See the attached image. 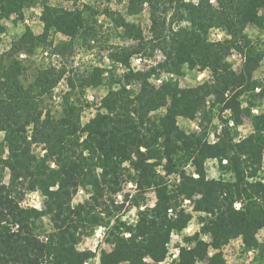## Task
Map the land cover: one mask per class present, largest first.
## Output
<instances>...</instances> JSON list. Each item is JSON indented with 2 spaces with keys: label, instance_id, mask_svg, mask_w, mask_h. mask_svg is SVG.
I'll return each instance as SVG.
<instances>
[{
  "label": "trees",
  "instance_id": "1",
  "mask_svg": "<svg viewBox=\"0 0 264 264\" xmlns=\"http://www.w3.org/2000/svg\"><path fill=\"white\" fill-rule=\"evenodd\" d=\"M73 1L74 8H64L45 0L42 32L26 26L9 50H0V264H85L94 253L78 244L113 220L108 239L114 249L104 251L100 264H158L169 253L173 233L193 219L187 199L201 214L200 229L184 238L187 244L180 245L173 264H227L222 248L239 236L244 251L264 260V243L256 236L264 228V112L253 114L251 108L264 98V83L255 77L262 54L251 49L246 32L249 25L264 28V0H128L129 15L148 9L149 35L105 7L103 14L123 37L136 41L109 55L127 68L122 78L108 68L70 74L66 65L51 64L36 67L25 82L29 66L22 54L31 57L49 46L61 54L77 37L93 34L91 20L98 9ZM32 3L0 0V46L5 20L13 15L23 20ZM215 28L226 37L212 39ZM56 34L63 39L56 41ZM232 50L246 53L239 70L229 61ZM155 51L161 53L155 65L131 66L135 54ZM186 66L209 70L210 79L182 85L175 76ZM164 72L169 75L160 84L152 81ZM62 81L66 88L58 93ZM101 85L108 91L95 115L83 122L90 104L85 92ZM247 96L250 106L244 108ZM179 116L200 117L202 129L183 130ZM245 116L253 131L239 137ZM214 117L221 129L210 140L204 122ZM35 146L44 152L37 153ZM209 159L219 162L218 178L208 176ZM128 183L134 192L119 201ZM80 189L88 198L74 204ZM34 191L44 196V208L25 204ZM150 191L153 205L147 201ZM129 206L138 209L134 223L121 219Z\"/></svg>",
  "mask_w": 264,
  "mask_h": 264
},
{
  "label": "rangeland",
  "instance_id": "2",
  "mask_svg": "<svg viewBox=\"0 0 264 264\" xmlns=\"http://www.w3.org/2000/svg\"><path fill=\"white\" fill-rule=\"evenodd\" d=\"M45 0H34L30 6H27L24 9V19L19 20L16 19V15H13L10 19L5 20L6 30L2 33V41L0 50L7 51L11 47V42L18 38L21 33L25 30L26 26L31 27L34 32L40 33L43 30V23L41 21V14L43 9V3ZM88 1L92 5L96 6L98 9L97 15L94 16V20H91V23L94 28V32L91 35L84 34L83 36H79L74 39V43L69 50H66L64 53L55 54L50 49L52 47L49 46V49L40 48L36 51V53L28 57L25 54L21 55L22 59L27 61L29 66L27 74L24 76L25 82H29L32 79L33 71L36 67L46 66V65H66L70 74L73 72H83L90 67H101L113 69L114 75L119 79L124 76L127 72V68L122 64H114L109 55L113 52L121 50L123 47H130L136 44L135 40L126 39L123 37L121 30H117L110 18L106 17L103 14L105 7H111L114 10L120 11V13L124 14L125 17L131 21L140 25L145 30V34L149 35L150 31V18L149 11L145 9L138 15H129L127 12V4L128 0H79L77 3L81 4V2ZM50 5L56 7H64V8H74L75 3L73 0H48ZM246 32L249 38L252 41L253 47L252 50L259 52L262 54V63L261 67L255 72V77L262 83H264V28H257L255 25H249L246 29ZM226 37V34L221 29H213L211 38L215 40H222ZM56 41L63 39V36L60 34L54 35ZM55 41V42H56ZM250 49L246 50V53ZM145 51V50H143ZM143 53V52H142ZM146 53V52H145ZM246 53H241L238 50H232L229 55V61L232 63L235 70L241 69L245 59ZM161 58V53L159 51H155L153 56H149L146 54H135L131 61V66L137 69L147 68L151 65H155L158 60ZM200 66L192 69L189 67L184 68V72L181 75H176L175 78L182 85H197L203 83L210 79V71L207 69L200 70ZM109 70L105 72L104 75H108ZM168 73H163L160 78L153 77L152 81L156 84L161 83V79L167 77ZM134 87H137V84L132 83ZM66 83L62 81V83L56 88L58 93L65 90ZM108 91V87L105 85H101L97 88H88L85 92V98L90 101L88 107L82 112V120L86 122L88 119L93 117L96 113V107L101 97ZM250 98L244 97L242 99V105L244 108H248L250 106ZM85 101V100H84ZM252 113L258 114L264 112V98L257 101V104L252 106ZM217 113L218 110H214ZM165 108L160 109L157 113H164ZM226 116H229V112L225 113ZM200 117L195 119H191L185 116L178 117L179 126L187 131H200L202 128L200 126ZM205 127L208 131V137L210 140H214V133L220 131L221 122L218 117H214L213 120L208 123V121L204 122ZM253 131L252 121L249 117L244 118V123L239 127V137L248 135ZM3 133V132H0ZM4 134V133H3ZM4 135L0 136V146L3 144ZM35 151L37 153L42 154L44 151L42 146H35ZM208 176L210 178H218L221 175V169L219 166V162L216 159H209L206 163ZM188 172H193V168L188 165ZM10 174L9 170L5 172V181L9 182ZM135 186L133 183H128L124 186L123 192H121L117 199L119 201L123 200L126 193H133ZM88 198V194L83 189H80L78 194L74 198V204L78 202L85 201ZM44 196L40 191H34L28 193L25 204L36 206L39 204V208H44ZM147 201L150 205L155 203V193L150 191L147 194ZM185 206L187 211L193 214V219L191 220L189 226L185 228L181 232H174L171 237V241L169 243L170 249L175 251L176 248H180V245H186L185 237L188 235H193L195 232L200 229V220L199 216L201 215L199 212L193 210V203L190 200L185 201ZM138 209L136 207L129 206L125 211L121 213V219L126 221L127 223H134L137 219ZM46 225H51L49 218L46 217L44 219ZM115 223L113 220L108 226H99L96 227L88 236L84 237L82 242L78 244V248L80 250H90L94 253V255L88 259L85 264H100L101 258L104 256V251L106 253H112L114 249L113 243L108 239L109 230L112 225ZM99 233V235H97ZM262 233V242H264V228L260 231ZM206 239H209L206 236ZM244 244L242 238L239 236L233 239L229 244L222 248L224 253V257L226 259L227 264H264V260L255 257L254 252H246L244 251ZM215 252L214 248L210 249V254ZM171 262V264H173ZM197 264H204L203 262H198Z\"/></svg>",
  "mask_w": 264,
  "mask_h": 264
},
{
  "label": "built area",
  "instance_id": "3",
  "mask_svg": "<svg viewBox=\"0 0 264 264\" xmlns=\"http://www.w3.org/2000/svg\"><path fill=\"white\" fill-rule=\"evenodd\" d=\"M174 234V233H173ZM170 249V245H169ZM253 251H250V253ZM179 256V248H176L175 251L169 250V253L167 254L166 258L159 262L158 264H171V262L175 261Z\"/></svg>",
  "mask_w": 264,
  "mask_h": 264
},
{
  "label": "clouds",
  "instance_id": "4",
  "mask_svg": "<svg viewBox=\"0 0 264 264\" xmlns=\"http://www.w3.org/2000/svg\"><path fill=\"white\" fill-rule=\"evenodd\" d=\"M193 2L195 3V2H198V0H193ZM260 89H257V91H259ZM4 134L3 133H0V136H3ZM141 151H145V149H141ZM85 154H87V153H85ZM53 167H54V165H53ZM21 207H24V205L23 204H21ZM36 207L37 208H39V204H37L36 205ZM97 235H99V233H97Z\"/></svg>",
  "mask_w": 264,
  "mask_h": 264
},
{
  "label": "crops",
  "instance_id": "5",
  "mask_svg": "<svg viewBox=\"0 0 264 264\" xmlns=\"http://www.w3.org/2000/svg\"><path fill=\"white\" fill-rule=\"evenodd\" d=\"M261 230H263V229H261ZM261 230H259L258 233H257V235H256L257 238H258V240H259L260 242H262V233H260ZM241 238H242V237H241ZM242 241H243V240H242ZM262 243H264V242H262Z\"/></svg>",
  "mask_w": 264,
  "mask_h": 264
},
{
  "label": "snow or ice",
  "instance_id": "6",
  "mask_svg": "<svg viewBox=\"0 0 264 264\" xmlns=\"http://www.w3.org/2000/svg\"><path fill=\"white\" fill-rule=\"evenodd\" d=\"M237 208L239 207V206H236Z\"/></svg>",
  "mask_w": 264,
  "mask_h": 264
}]
</instances>
